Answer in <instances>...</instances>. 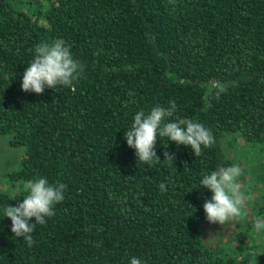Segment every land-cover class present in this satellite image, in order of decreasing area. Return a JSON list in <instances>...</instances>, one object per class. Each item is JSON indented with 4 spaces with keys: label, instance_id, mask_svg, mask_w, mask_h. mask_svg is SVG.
I'll use <instances>...</instances> for the list:
<instances>
[{
    "label": "trees",
    "instance_id": "obj_1",
    "mask_svg": "<svg viewBox=\"0 0 264 264\" xmlns=\"http://www.w3.org/2000/svg\"><path fill=\"white\" fill-rule=\"evenodd\" d=\"M57 38L84 66L74 87L23 91L36 45ZM171 101L215 143L196 157L158 139L161 162L137 163L125 130ZM0 139L19 157L0 172V264H264V0H0ZM236 163L246 215L208 238L202 174ZM38 177L67 187L28 247L3 210Z\"/></svg>",
    "mask_w": 264,
    "mask_h": 264
},
{
    "label": "clouds",
    "instance_id": "obj_2",
    "mask_svg": "<svg viewBox=\"0 0 264 264\" xmlns=\"http://www.w3.org/2000/svg\"><path fill=\"white\" fill-rule=\"evenodd\" d=\"M22 77V90L42 94L45 87L56 89L57 86L74 87V82L84 71L83 64L73 57L71 45L63 38L51 42L39 43L35 47V56ZM227 87L220 81L213 80L206 86L205 95L219 99L226 92ZM177 110L174 101L167 107L154 106L149 112L138 111L131 126L125 130L124 138L127 145L135 149L137 163L151 164L161 162L155 145L158 139L167 138L190 146L196 157L202 155L203 149L213 146L215 137L212 131L202 123L190 118L173 119ZM167 147V146H166ZM164 161L173 162L175 153L165 151ZM242 169L239 163L228 167H221L209 174H202L200 185L212 192L209 199H205L203 209L209 223L224 225L235 219H242L246 213L247 197L241 190L238 178ZM66 185L53 184L46 177L28 180L24 188L26 195L17 206L7 205L4 217L11 220V231L17 237H23L28 247L35 244L32 233L37 224H45L46 217L55 215L54 207L65 198ZM163 193L167 191L165 183L159 185ZM253 227L257 232L264 233V216L253 218ZM130 264H146L133 256Z\"/></svg>",
    "mask_w": 264,
    "mask_h": 264
},
{
    "label": "rangeland",
    "instance_id": "obj_3",
    "mask_svg": "<svg viewBox=\"0 0 264 264\" xmlns=\"http://www.w3.org/2000/svg\"><path fill=\"white\" fill-rule=\"evenodd\" d=\"M238 145L236 147V149H239L238 147L241 146V147H244V141L243 139H239V141L237 142ZM260 147H258L257 149H259ZM246 149L247 146H246ZM13 154L11 157H10V162L13 164L16 162V164L18 163V158H17V155L16 154V149L15 148H12L10 145L6 144V143H3L2 140L0 139V172H5L6 171V168H8L5 164V161H6V158L7 156ZM238 158V157H237ZM239 159V158H238ZM242 164V163H241ZM251 177L250 176H247V179H250ZM242 179L243 178H240L238 180V182L241 184L242 183ZM242 185V184H241ZM243 211H247V209H242ZM222 225L221 224H216V225H211L207 230H206V236L208 238H211L213 235H215L216 233H218L221 229H222Z\"/></svg>",
    "mask_w": 264,
    "mask_h": 264
}]
</instances>
